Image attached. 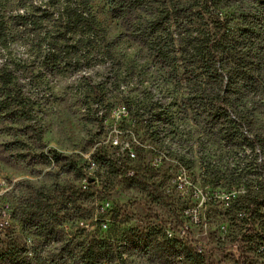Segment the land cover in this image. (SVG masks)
<instances>
[{"label": "rangeland", "instance_id": "rangeland-1", "mask_svg": "<svg viewBox=\"0 0 264 264\" xmlns=\"http://www.w3.org/2000/svg\"><path fill=\"white\" fill-rule=\"evenodd\" d=\"M166 2L198 10L197 0ZM219 2L235 51L244 52L242 62L257 74L229 91L232 104L217 100L232 60L202 64L189 48L206 16L181 14V25L171 24L176 50L174 70H167L110 16L108 0H91L104 49L79 56L87 64L75 71L53 74L35 31L15 20L30 18V7L0 0V16L9 23L0 73L2 64L11 66L31 104L27 119L0 122V252L15 245L27 250L18 259L37 253L45 263L63 256L81 264L93 243L110 245L122 264H182L174 256L182 248L204 264H234L240 253L245 264H264L263 200L237 181L242 175L264 185V31L241 37L257 10L251 0ZM155 14L136 10L131 20ZM5 92L0 88V98ZM96 95L103 101L98 107ZM155 110L165 118L157 132L148 122ZM17 140L25 146H9ZM52 151L61 154L58 163ZM69 164L86 170L91 182ZM182 225L187 230L179 234Z\"/></svg>", "mask_w": 264, "mask_h": 264}, {"label": "trees", "instance_id": "trees-1", "mask_svg": "<svg viewBox=\"0 0 264 264\" xmlns=\"http://www.w3.org/2000/svg\"><path fill=\"white\" fill-rule=\"evenodd\" d=\"M18 1H21L20 8L25 10L30 7L31 10L28 13L30 18L25 14H17L15 20H19L23 29L29 28L31 31H35L37 46L43 48L42 62L46 63L50 73L63 74L75 71L82 63L87 64V59L84 62L79 61V56L89 58L95 51L104 49L103 30L91 12L89 7L91 0H37L35 4H32V0ZM166 1L168 0H108L107 10L111 17L124 22L129 36L143 45L167 70H174L172 59L175 58L173 52L176 50L175 39L170 29L171 24L181 25V20L177 21L181 14L191 13L201 21L204 20L203 16H206L207 25L205 23V28L196 30L197 34L191 38L189 48L192 55L202 64L218 62L221 65L223 59L227 60L226 57L232 60L231 65L224 70L227 78L225 90L223 94L217 93L218 101L232 104L229 91L238 89V83L243 79V85H247L249 79L255 81L257 74L253 72V69H250V65L242 62L243 55H239L244 52L235 51L236 46L232 40L233 31L221 15L219 0H197L198 10L193 13L189 5L176 4L169 7ZM251 1L257 10L253 11V15L250 16L252 26L243 30L241 37L250 38L251 36L252 39L254 35L264 31V0ZM136 10L148 13L155 10L156 14L139 22H133L131 15ZM8 37V20L0 16V50L7 48ZM15 84L13 68L2 64L0 88L6 92L0 98V122L17 123L30 116V101L23 95L21 87L15 86ZM89 87L91 88V85ZM239 87H242L241 84ZM101 97L98 95L96 102L99 103L96 104V107L103 104ZM164 119L163 114L155 110L153 118L148 122H153V127L157 132ZM9 146L22 148L25 144L17 140L9 143ZM51 156L54 163H58L62 157L55 151L51 152ZM68 169L83 176L81 170L75 168L74 164H69ZM237 181L245 186H251L254 183V180L249 177L242 179V175H237ZM257 196L258 194L254 195L252 199ZM262 199V206H264V196ZM25 253L27 250L24 247L19 248L11 245L10 248L0 252V264L8 259H10V264H67L63 256L58 260L45 263L43 257L37 253L18 259ZM177 255L182 256V264H204L199 254L186 248H182L181 252L174 256ZM79 261L81 264H122L120 254H117L110 245L95 246L93 243L87 244ZM245 263V255L240 253L234 264ZM70 264H74V262L71 261Z\"/></svg>", "mask_w": 264, "mask_h": 264}, {"label": "built area", "instance_id": "built-area-1", "mask_svg": "<svg viewBox=\"0 0 264 264\" xmlns=\"http://www.w3.org/2000/svg\"><path fill=\"white\" fill-rule=\"evenodd\" d=\"M116 112H117V115L119 114V113H125V111H124V105H122V106H120V107H117L116 108ZM120 116L118 115V118H119ZM111 141H110V143L112 144V145H115V144H117L118 143V140H117V138H116V135H114V136H112L111 138ZM130 156H133V153L132 152H130ZM259 161V160H258ZM91 166H93V162H91L89 159H87V168L89 169V168H91ZM83 174V173H82ZM262 179H260V183H261V186H262V182H263V184H264V172H262ZM84 179V181L85 182H91V178H90V176H89V173L86 171V170H84V174H83V176H82ZM251 180H253V177L252 178H250ZM256 183L257 182H255V180H254V183L251 185V186H248V187H250L251 189L252 188H255L256 189V194H258V196L255 198V199H257V198H259L260 197V199H262V197L264 196V185L262 186V187H259V188H257V185H256ZM260 183H259V185H260ZM243 185V184H242ZM245 186V185H244ZM247 186V185H246ZM261 192V193H260ZM256 194H254V195H256ZM263 200V199H262ZM261 207H264V206H261ZM187 230V227L185 226V225H182V226H180L179 228H178V233L179 234H184V232ZM170 235V234H169Z\"/></svg>", "mask_w": 264, "mask_h": 264}]
</instances>
